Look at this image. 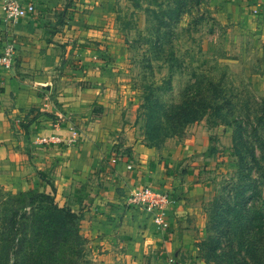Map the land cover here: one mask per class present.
Segmentation results:
<instances>
[{"label": "rangeland", "instance_id": "obj_1", "mask_svg": "<svg viewBox=\"0 0 264 264\" xmlns=\"http://www.w3.org/2000/svg\"><path fill=\"white\" fill-rule=\"evenodd\" d=\"M72 1L80 9L68 12L64 31L86 23L80 37L70 31L63 40L82 47L84 60L93 52L110 62L116 144L130 152L124 143L138 139L161 161L185 155L175 175L195 166L201 191L190 200L168 181L154 183L175 200L163 230L127 194L130 215L96 214L83 199L73 209L72 187L51 177L57 160L47 162L44 144L39 150L49 114L34 103L0 108V244L6 232L9 264H159L167 253L179 264H264V0ZM98 4V21L80 19ZM44 192L76 214L72 227L54 214L62 233L53 240L36 235L38 216L51 215L30 198ZM182 199L193 211L171 230L169 211Z\"/></svg>", "mask_w": 264, "mask_h": 264}, {"label": "crops", "instance_id": "obj_2", "mask_svg": "<svg viewBox=\"0 0 264 264\" xmlns=\"http://www.w3.org/2000/svg\"><path fill=\"white\" fill-rule=\"evenodd\" d=\"M31 1L36 4V10L16 20L4 19L0 5V52L7 43H14L15 47L11 71L0 72V108L3 113L17 112L19 108L25 109L34 103L49 114L40 118L44 127L39 129L43 136L37 139L38 146L41 150L44 144L47 162L57 160L51 177L56 186L68 184L72 187L71 195L76 199L70 201L72 206H81L83 199L96 214L105 212L113 216L124 212L130 215L132 211L123 205L124 195L138 187L165 181L177 186L179 195L191 200L201 191L202 177L191 164L182 167L181 174L175 175L177 160L185 155L161 161L138 139L124 143V147H131L130 152L116 144L119 142L112 133L120 129L114 115L117 112L106 108L107 85L112 77L110 62L97 58L93 52L91 59L84 60L87 54L83 53L82 47H73L63 40L70 31L81 36L86 22L67 32L63 29L66 25L71 28L68 12L72 13V9H80V6L74 7L72 0ZM92 7H95L92 13L79 14L84 15L80 19L98 21L104 8L99 4ZM45 99L50 101L48 109L43 108ZM72 127L78 132L75 139ZM116 147L121 150L116 151ZM190 200L182 199L178 206L171 207V230L179 218H188V213L193 211ZM115 222L112 219L109 224ZM168 256L172 255L164 254L162 259Z\"/></svg>", "mask_w": 264, "mask_h": 264}, {"label": "built area", "instance_id": "obj_3", "mask_svg": "<svg viewBox=\"0 0 264 264\" xmlns=\"http://www.w3.org/2000/svg\"><path fill=\"white\" fill-rule=\"evenodd\" d=\"M3 10V17L6 20H16L26 17L36 10V4L31 0H0ZM15 58L14 43H7L0 52V72L9 70ZM77 130L72 127V137H77ZM47 141L46 138H43ZM126 203L133 206L143 207L144 210L153 215V219L159 228L167 227L166 219L169 207L175 200L170 196L167 189H160L154 185H144L134 189L126 196ZM159 264H179L174 256H168L160 261Z\"/></svg>", "mask_w": 264, "mask_h": 264}, {"label": "trees", "instance_id": "obj_4", "mask_svg": "<svg viewBox=\"0 0 264 264\" xmlns=\"http://www.w3.org/2000/svg\"><path fill=\"white\" fill-rule=\"evenodd\" d=\"M236 153L239 155L240 159H244L241 150H239L237 148V144H236ZM254 154V152H253ZM45 173H41V177L45 178ZM23 195V193H22ZM40 199L41 201L46 202V211L50 212L48 214H50L51 216H48L46 219L43 218V220H41V218L43 217V214H41L40 216H38V220L39 223L37 224V234L36 235H44L45 237L49 236V239L53 240L56 239L57 237H53V236H58L59 233L61 232L60 229V223L57 221V219L55 218L54 214H59L61 216L62 222L65 221L66 225H70V224H74L75 225V218H76V214L67 209L65 210L63 207H60L54 200V198L51 197V195L49 193H39V194H34L31 195L30 198V203H34L37 199ZM34 210L32 209V213L34 216H37V212H33ZM27 216V215H26ZM71 226V225H70ZM68 226V227H70ZM72 227V226H71ZM19 231H16V234L20 233L24 236H28V231L25 228H19ZM35 232V233H36ZM5 234L2 236V243L0 244V263L1 264H9V259H10V255H9V246L11 244V242H13L12 240L10 241V239H8V236H6V232H4ZM62 233V232H61ZM60 233V234H61ZM24 238L20 239V243H24ZM17 262H15L16 264Z\"/></svg>", "mask_w": 264, "mask_h": 264}]
</instances>
